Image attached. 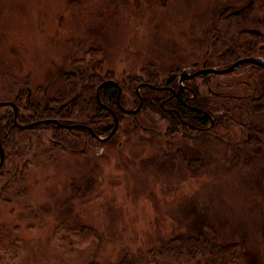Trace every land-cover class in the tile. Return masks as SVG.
<instances>
[{
	"label": "rangeland",
	"instance_id": "1",
	"mask_svg": "<svg viewBox=\"0 0 264 264\" xmlns=\"http://www.w3.org/2000/svg\"><path fill=\"white\" fill-rule=\"evenodd\" d=\"M248 1L0 0V100L24 96V83L42 91L72 59L97 66L98 81L106 73L118 81L141 75L151 64L224 67L246 55L249 28L259 27L264 44V0L219 20ZM260 46L253 55L264 60ZM249 69L202 76L193 85L209 101L226 99L222 109L230 112L242 100L209 92L239 95L258 86ZM247 111H232L234 122L224 119L204 134L183 129L181 149L170 155L174 146L146 130L83 152L58 146L49 130L11 134L0 177V264L107 262L123 249L145 261L149 247L172 233L196 232L203 221L217 242L241 240L264 263V109L252 116L262 131L256 146L245 145ZM78 226L94 228L101 239H82Z\"/></svg>",
	"mask_w": 264,
	"mask_h": 264
},
{
	"label": "flooded vegetation",
	"instance_id": "2",
	"mask_svg": "<svg viewBox=\"0 0 264 264\" xmlns=\"http://www.w3.org/2000/svg\"><path fill=\"white\" fill-rule=\"evenodd\" d=\"M241 7L242 6L238 7L237 9ZM247 8L241 10L238 14H230V12L233 10L228 13L221 12V15L219 14V20L228 18L230 16H240V14ZM259 21H257V23H259ZM248 32L258 35L262 38V31H260L259 27L249 28ZM262 45L263 44L261 43V46ZM261 46L259 48H264ZM252 56L261 57L260 55ZM204 62L207 61L204 60ZM81 65H84L83 67H85L87 70L85 76H83V74L80 72V67H82ZM241 65H239L235 70L240 68ZM99 66H101V64H99ZM96 67L92 68L91 64L87 61H79L76 63L74 59H72L56 71L54 77L50 79L49 82H47L42 91H33L32 88L28 87V83H24L23 87L25 86L27 88L24 96H21L20 93H15L12 94L11 98L9 99L0 100V103L8 102L0 105V107L6 106L8 108L6 112H0V133H2L0 144L4 153L3 163L0 168H2L6 159L4 146H7V143L11 138V134L15 136L16 133H18L20 138H26L27 133L37 131V129L40 131L49 130L54 132L56 129L55 127H60L63 130H72V133H70L71 136L67 141H63L62 139L57 140V142L60 143L55 144L64 148H67L68 146L74 147L71 148L72 151L79 150L81 148L80 152H83L88 147L99 146L100 144L106 145L112 140L114 136L118 134H121V137L125 139L126 135L130 131L138 132V130H146L163 136L166 139L164 144L165 146H174V148L167 150L166 155H170L171 153H176L181 149L180 146H182V139H185V133L183 129L204 134L210 130H215V128H221L223 124L222 120L232 118V122H234L236 117L232 115V111H234L235 115L236 113L241 115L242 107L243 110H245V107L248 110L241 125L243 126V131L246 135L247 143H245V145L256 146L261 143V139L256 138V134H261L260 132H262L264 129L260 131L261 124L252 120V116L260 117V114L264 109V100H262L259 95H257L260 88L258 89V86L256 85H249L244 90V92L239 95H235L230 91H210L209 93H213L214 96L228 97L229 102H231L230 97L242 101L233 102V104H230V112L222 109L223 107H226V103L221 104L217 102L214 106L209 105L207 107L206 105V107L201 108L192 106V108L194 107V109L200 112L201 115L204 114L207 117V121H205V123H202V121H198V124L191 123V121H188L185 118V115L182 114V109L175 107L176 104H173V101L177 96L181 98V101L183 100V103H186L187 97L182 99V90L184 92L183 96L186 95V93H189V99L195 97L197 93L204 96L199 92L200 90L198 89V86L193 85V82L197 78H201L202 76L211 77L212 75H225L202 73L191 79H182L183 69H186L188 73H193L202 68L223 67L202 66L200 68H195L194 66H188L182 69L181 61L180 67L162 70L159 67V64L158 66L151 64L146 66V68H141V71H143L144 74H134L127 78L123 77L119 81L115 80L111 75H108V73L105 74V78H102L98 81L97 79L99 78V73L94 70ZM90 77H94L95 79L93 84L95 86V97L97 103L99 104V109L101 110V108L104 107L106 111V113H102V115L104 116L108 114L107 119H112V123L103 127H97L95 124H97L98 121L95 122L92 119L95 116H99L97 113L92 114L91 112H86L84 113L83 117H70L71 115H78V113L71 111L65 117H60L55 111L57 107H64L75 102L76 100L78 101V99L81 97L80 89L90 84ZM106 81H113L114 83L102 84ZM105 85H111L117 91L115 96V107L114 105H104L99 98V91ZM119 87L120 94L118 101L122 108L117 104V93ZM8 92H10V85ZM147 93H151V96L145 95ZM205 97L207 98V96ZM129 100L131 103H127ZM140 100V110L135 114L126 112L124 110L136 108ZM156 102L159 103L158 106ZM145 104H147V107ZM236 105L240 107V109L234 110V108L236 109ZM144 109L148 110V113L143 117V119L140 120L137 114ZM243 113H245V111H243ZM114 117L118 121V126L115 132L108 139H103L113 128ZM129 117H131V121L127 120ZM54 119L66 126L63 127L54 122L46 121ZM30 124H33V126L20 127ZM150 124L155 125L156 127L160 125L162 128L158 127V129H156L153 126H150ZM70 125L74 126L68 127ZM192 135L193 134H190V136ZM121 144L122 140L119 141L118 146H121ZM35 146H43V144H36Z\"/></svg>",
	"mask_w": 264,
	"mask_h": 264
},
{
	"label": "trees",
	"instance_id": "3",
	"mask_svg": "<svg viewBox=\"0 0 264 264\" xmlns=\"http://www.w3.org/2000/svg\"><path fill=\"white\" fill-rule=\"evenodd\" d=\"M250 36L253 38H251L249 45L245 48L246 55L244 56H252L253 53L257 51L256 45L262 43V40L261 42L258 40L259 38L261 39L260 36L254 34H250ZM259 50L264 52V48H260ZM236 59L237 58L234 60ZM243 65H249L250 78L256 80L258 89L260 88L257 95L264 100V68L253 64L245 63ZM83 66L80 67V72L85 76L87 70ZM94 81V77H90V84L80 89L81 97L78 101L76 100L64 107H57L55 109L56 114L60 117H65L68 113L73 111L74 113H78V115H71L70 117H83L86 112H91L92 114L97 113L99 116L92 118L95 122L98 121L95 125L97 127L108 125V114L102 115V113H106L105 108L102 107L101 110L99 109L100 107L95 97ZM116 92L113 86L105 85L99 91V98L104 105H114L115 107ZM183 93L182 90V99L187 97L186 103H183V100L181 101V98L177 96L173 101V104H176L175 107L182 109V114L185 115V118L191 121V123L198 124V121L205 123L207 117L204 114L201 115L194 107L201 108L206 107V105L207 107L209 105L214 106L217 101H209L206 97L198 93L195 97L189 99V93H186L184 96ZM145 95L151 96V93ZM214 97L221 98L220 96ZM223 102L226 103V99ZM156 104L158 106L159 103L156 102ZM145 105L147 107V104ZM192 106L194 107L192 108ZM55 128L54 135L63 141H67L71 136L70 133H72V130H63L60 127ZM61 132L62 135L60 134ZM0 138H2V133H0ZM14 154L16 157H20L19 153L14 152ZM3 169L4 164L2 168H0V177L2 176L1 170ZM75 230L79 232L82 239H101V235L92 227L78 226ZM194 232L172 233L162 243L153 245L146 250L144 256L145 261L136 259L127 249H123L118 258L114 261L102 262L96 258H91L84 264H264L258 261L257 257L247 250L241 240H232L224 243L217 242L213 227L206 221H203L198 230Z\"/></svg>",
	"mask_w": 264,
	"mask_h": 264
},
{
	"label": "water",
	"instance_id": "4",
	"mask_svg": "<svg viewBox=\"0 0 264 264\" xmlns=\"http://www.w3.org/2000/svg\"><path fill=\"white\" fill-rule=\"evenodd\" d=\"M251 3H252V0H249L244 6H242L239 9L231 11L230 14H238L241 10L249 7L251 5ZM261 47H264V44ZM245 63L253 64V65H256L258 67L264 68V60H263L262 57H258V56H244V57L237 58L236 60L231 62L228 66L223 67V68H214V67L202 68V69H199V70H197V71H195L193 73H188L186 69H183L182 70V79H191V78H194L197 75L202 74V73L227 74V73L233 72L239 65L245 64ZM105 83H114V82L113 81H106V82H104L102 84H105ZM119 94H120V87L118 88V93H117V104H118L119 107L122 108V106L120 105V103L118 101ZM4 103H8V102H1L0 105L4 104ZM140 107H141V100H140V102H139V104L137 105L136 108L130 109V110H128V109H124V110L126 112L135 114L136 112H138L140 110ZM15 120H16V114H15ZM46 121L54 122V123H56V124H58L60 126H63V127L66 126V125L60 123L56 119H54V120H46ZM17 125H18V123H17ZM31 126H33V124L26 125V126H20V127H31ZM73 126L74 125H70L68 127H73ZM117 126H118V121L114 117L113 128L111 129L109 134L103 139H108L115 132ZM3 159H4V153H3V149H2L1 144H0V167H1L2 163H3Z\"/></svg>",
	"mask_w": 264,
	"mask_h": 264
}]
</instances>
